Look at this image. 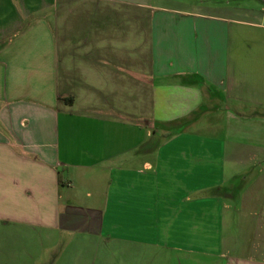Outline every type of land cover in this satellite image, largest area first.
<instances>
[{"label":"crops","instance_id":"obj_1","mask_svg":"<svg viewBox=\"0 0 264 264\" xmlns=\"http://www.w3.org/2000/svg\"><path fill=\"white\" fill-rule=\"evenodd\" d=\"M0 264H264V0H0Z\"/></svg>","mask_w":264,"mask_h":264}]
</instances>
